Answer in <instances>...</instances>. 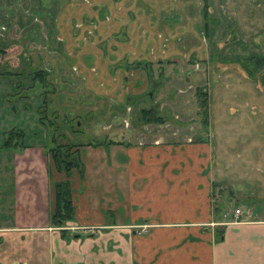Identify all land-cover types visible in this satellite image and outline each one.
<instances>
[{
    "label": "crops",
    "instance_id": "obj_1",
    "mask_svg": "<svg viewBox=\"0 0 264 264\" xmlns=\"http://www.w3.org/2000/svg\"><path fill=\"white\" fill-rule=\"evenodd\" d=\"M122 11L126 14L119 15ZM182 15L171 0H92L89 5L82 0H0L4 48L18 40L14 31L38 24V39L32 30L26 46L42 40L48 57L63 56L62 68L47 59L49 82L56 92L67 87L72 92V86L73 92L86 93L88 103L74 108L91 115L87 130L94 126L101 139L96 146L81 144V168L73 170L80 175L70 180L75 206L70 225L84 227L79 234L61 232L46 221H20V209L30 203L49 205L53 193L51 198L45 150L31 145L15 151L18 206L13 221L18 223L0 231L34 233L40 241L36 258L42 256L48 264H264V129L255 127L250 136L244 125L251 116L231 112L235 102L225 100L219 116L208 89L207 126L199 120L187 128L190 119L198 120L197 100H183L179 106L183 92L172 86L187 73L198 79L201 62L197 70L180 67L183 49L198 40ZM212 63L213 70L221 66L217 60ZM126 104H131L133 127L144 108H168L171 118L138 122L144 131L108 129L119 126V110ZM73 116L77 132L82 118ZM99 125L108 127L99 131ZM257 156L260 162L253 166ZM35 170L40 174L36 181ZM235 209H240L238 218ZM100 235L109 239L105 247ZM114 236L118 247L110 251Z\"/></svg>",
    "mask_w": 264,
    "mask_h": 264
},
{
    "label": "rangeland",
    "instance_id": "obj_2",
    "mask_svg": "<svg viewBox=\"0 0 264 264\" xmlns=\"http://www.w3.org/2000/svg\"><path fill=\"white\" fill-rule=\"evenodd\" d=\"M82 1L87 5L92 3V0ZM171 1L177 2L180 13L184 15H182L183 22H188L192 28L194 40L195 37L198 39L197 42L193 41L192 46L188 45V48L183 49L180 67L184 69L193 67L194 70H197L199 66L197 63L201 62L199 67L201 74L198 75V79L193 80L189 75L190 73H187V76L184 74L180 77L184 79H178L177 83L173 84V88H180L183 92L182 96L179 94L178 100L180 101L176 103L180 106L183 100H186L187 103L189 99L194 100L196 98L197 100L195 92L198 88L197 85H201L202 88L211 92L212 100L218 102L219 116L224 115L225 100L228 103L235 102L231 112L236 109L238 112L245 111L251 116L247 125H244L249 130L248 133H252L249 134L250 136L255 134L253 133L256 132L253 129L255 127L264 129V0H206L208 5L206 9H204L205 0ZM22 10L25 11L27 8H22ZM121 13L119 15L126 14L124 11ZM2 22L0 21V23ZM80 26V24L77 25V27ZM11 28L7 27V31H11ZM39 28L38 24L32 22L31 27L23 26L18 29V32L14 31L15 34L19 35L17 36L18 40L16 39L14 43L8 42V50L0 42V50H5L0 52V227L13 222L18 223L17 220L13 221V217H15L14 208L18 206L16 204L18 199H14L16 186L14 187L13 184V180L17 179V174L13 171L16 156L14 155L15 151L4 147L5 138L9 132L21 130L25 147L33 145L45 150L47 155L45 175L49 180V185L55 181L67 179L69 181L72 179L73 182L80 175L79 172L75 171L73 175L67 177L65 173L56 172L54 169L47 149L54 144L55 134L65 133V140L75 144L101 140L96 137L98 132L94 131V126H91L93 128L91 132L87 130V125L91 124L89 123L91 115L86 117L84 108H74L76 105L83 106L88 103V101H84L85 92H73L72 86L70 90L73 93L68 92L69 87H67V91L64 90L65 88H59L56 92L50 82L46 84L47 88L41 86L38 80L33 83L32 75L36 70L37 63H39V68L47 69L49 68L47 59H49L55 61L56 67H61L60 62L64 59L63 56L48 57L47 46L42 40L37 41L38 44H30V48L26 46L27 42L32 40L30 38L32 30L38 39ZM87 30L88 36H91L93 34L91 27ZM179 34L182 35V33ZM186 38L189 39V36ZM162 46L164 48L163 43ZM19 51L20 53H18ZM33 55H39L40 59L34 58ZM193 60L196 61L193 62ZM214 60L221 64L216 70L212 68ZM89 66L91 67L90 64ZM210 70L215 73L211 74ZM217 78L218 81H212V79ZM51 82L53 81L51 80ZM173 91L177 93L174 89ZM78 96L83 97V99L79 100ZM176 103L168 101L170 106H174ZM119 111L121 118L118 123L119 126L114 124V126L108 127L103 126V124L101 128L99 125L97 129L104 131L107 127L108 129L125 127L127 129L135 128L136 132L138 129L144 131L138 125L141 124L138 122H143L139 112L136 119H133L136 125L134 127L131 125V104L123 105ZM53 112L54 116L52 117ZM74 114L82 118V123L77 127L81 130L77 132L72 131L76 127L73 126L74 123L70 122ZM157 114L164 120L171 118L168 108H164ZM41 115H47L49 119L55 120L57 123L49 124L46 118H40ZM199 120V117L198 120L190 119L186 125L187 128L190 125L194 126V122ZM64 121L68 126L65 125ZM55 138L57 141H61L63 136L59 135ZM253 159V166L257 165L258 161L260 162L259 156ZM32 173H34L33 177L36 181L35 177L40 174L36 173V170ZM49 191L50 194L53 193L52 185L49 187ZM51 203L52 200L49 201V205L38 204L37 207L32 203L25 207L23 205L24 209H20L17 213L20 215V221L24 224H40V222L45 221L50 224ZM231 206L234 205L231 204ZM106 218L109 222L110 216L106 215ZM101 235L99 236L103 244L101 246L105 247L109 239L107 236L102 238ZM96 238L97 236L92 238L95 243ZM116 238L118 237H112L113 241L109 243L110 251L118 247L114 241ZM37 239L34 233L11 232L6 234L0 231V264H48L42 256L36 258L35 250L40 242ZM75 239H83V236H78ZM48 254L50 255L51 251L48 250Z\"/></svg>",
    "mask_w": 264,
    "mask_h": 264
},
{
    "label": "trees",
    "instance_id": "obj_3",
    "mask_svg": "<svg viewBox=\"0 0 264 264\" xmlns=\"http://www.w3.org/2000/svg\"><path fill=\"white\" fill-rule=\"evenodd\" d=\"M207 7L208 5L205 0L204 9H206ZM35 69L36 70L32 75L33 83L38 80L41 86L47 88L46 84L49 83L48 71L43 68H39V65L35 66ZM44 83L45 85H43ZM45 92L48 95L47 90ZM195 94L197 97L198 105L197 116L199 117L203 126L206 127L209 119L208 92L205 88L199 86L196 89ZM40 113L42 114L41 111ZM157 113L158 112L153 107L144 108L139 111V115L142 121L148 123H161L164 121L163 117L159 116ZM53 116L54 112L52 117ZM40 118H46L49 124L52 125L54 123H57L55 120L49 119L47 115H41ZM70 122H72V120ZM72 131L74 132L76 130L72 129ZM55 135L53 138L55 142L53 145L48 147L47 154L49 155V158L52 161L53 167L56 172L65 173L67 177H70L73 170L81 168V162L78 159V149L82 145L68 141H57L55 137H59V135H62L64 138V135L62 133L56 136ZM23 138V132L21 130L11 131L5 138L4 147L13 151H22L25 148ZM88 144H93L96 146L100 143L94 141L89 142ZM51 185L53 191V199L50 208V226L61 228L66 226L67 223L73 221L75 218V206L72 198L71 183L67 179L55 181ZM61 231L65 232L66 229H61Z\"/></svg>",
    "mask_w": 264,
    "mask_h": 264
},
{
    "label": "flooded vegetation",
    "instance_id": "obj_4",
    "mask_svg": "<svg viewBox=\"0 0 264 264\" xmlns=\"http://www.w3.org/2000/svg\"><path fill=\"white\" fill-rule=\"evenodd\" d=\"M71 222H72V221H71ZM71 222L67 223L66 226H64V227H61V228L53 227V228H57V229H59L60 231H61V229H66V231H69L71 234H74V233H78V234H79V233L81 232V230H84V229H85L84 227H81V226L70 225ZM73 226H76V227H79V228L76 229V230H72L71 227H73ZM61 232H62V231H61Z\"/></svg>",
    "mask_w": 264,
    "mask_h": 264
},
{
    "label": "built area",
    "instance_id": "obj_5",
    "mask_svg": "<svg viewBox=\"0 0 264 264\" xmlns=\"http://www.w3.org/2000/svg\"><path fill=\"white\" fill-rule=\"evenodd\" d=\"M188 140L191 141L190 138H189ZM239 214H240V210H239V209H235V210H234V215L236 216V218H238L237 216H238ZM236 218H235L233 221H236V222H237ZM234 223H235V222H234ZM78 228H79V227H76V226L71 227L72 230H76V229H78Z\"/></svg>",
    "mask_w": 264,
    "mask_h": 264
}]
</instances>
